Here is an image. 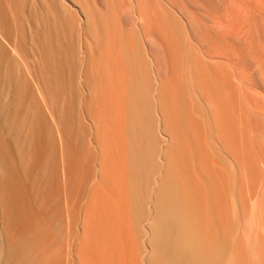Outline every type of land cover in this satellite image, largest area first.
I'll list each match as a JSON object with an SVG mask.
<instances>
[{
    "label": "rangeland",
    "instance_id": "rangeland-1",
    "mask_svg": "<svg viewBox=\"0 0 264 264\" xmlns=\"http://www.w3.org/2000/svg\"><path fill=\"white\" fill-rule=\"evenodd\" d=\"M0 32L9 44L0 43V76L12 71L19 102L36 106L46 148L43 170L25 183L22 211L12 212L15 200L4 198L2 263L143 264L144 239L107 201L126 188L131 57L158 100L160 155L175 172L185 207L207 236L225 244L220 264H264V0H0ZM56 44L67 49L57 66L67 102L49 104L62 115L60 127L27 77L52 71L48 54ZM6 115L0 167L21 171L26 145L8 132ZM0 178L4 184L8 177ZM36 215L51 223L52 239L17 262L15 241Z\"/></svg>",
    "mask_w": 264,
    "mask_h": 264
},
{
    "label": "bare ground",
    "instance_id": "bare-ground-1",
    "mask_svg": "<svg viewBox=\"0 0 264 264\" xmlns=\"http://www.w3.org/2000/svg\"><path fill=\"white\" fill-rule=\"evenodd\" d=\"M12 10H14L13 7ZM1 32H0V43H2L7 47V45H9L7 44L8 41L5 42ZM12 51L14 52V54H16V52L13 49ZM66 54H67L66 47L63 45L56 44L55 47H52V49L48 54L50 63L53 66L52 71L47 73L45 77H43L42 79L36 73L32 71H29L30 73L28 72V76H27L28 81L31 78V81L36 88L38 96L46 105L45 107L49 108V104H54L55 106H57L56 104L60 105V103L65 102L67 99V94H66L67 92L65 93L64 87L61 83V76L57 67L59 64L60 56L61 55L66 56ZM128 59H129L128 62H129L130 74L127 85V94H126L127 95V103H126L127 126L124 132V142L126 145L125 158L127 165H126V170L123 172L125 173L126 176L124 177L123 173H121L122 178L125 179L126 188L125 190H121L122 195H116L114 198L107 199L109 206L114 212L115 211L119 212L120 216L118 217V221L120 218L121 220L120 223L124 222V226L125 225L128 226V229L130 231H133L136 235H139L144 239L143 249L147 250L148 248L149 252L147 250L146 253H144L143 259L141 261L143 264H220L223 260L225 253V244L219 243L216 240L211 239L209 236H207V234L203 230H201L199 225L193 220L192 216L188 211V208L185 207L184 204L185 202L182 196V191L180 189V186L178 183L174 181L175 180L173 176L174 171L170 166L168 159L165 158V155L163 154L160 155L161 152L160 141H159L160 137L157 128V117L160 116H158L159 113L157 114L158 105L156 106V102L158 100L156 99V97L152 96L155 94L154 93L152 94L150 90V86L146 82L145 76L141 73L140 71L141 69H139V66L136 64V60L131 57ZM82 60L83 63L81 64L85 65L82 68L83 73H81V75L83 74L82 77L84 79L83 80L84 82L83 81L82 82L84 83L85 87H87L89 86L91 81L88 70V59L87 58L85 59L84 57ZM23 65H25V63H23ZM14 77L15 76L12 71L3 72L2 75L0 76V122H2L3 116L6 113H8V115H6L7 116L6 124L8 125L7 127L8 132H10V134L13 135L16 134V136L21 134L22 141L24 140L23 143L26 145L25 150L19 157L21 162H25V163H23L21 171L18 168H13V169L10 168L9 170L7 169V167H4L2 165L0 167V175L1 176L7 175L8 177L6 178L4 184H2L3 180H0V217L1 218L3 217L4 214L1 208L3 206L4 198L6 196H9L15 200V204L12 208V212L18 213L22 211L21 200L22 198H24V195L26 194V190H27L25 183H28L35 173L38 174L43 170V161L46 158L45 155L46 148L44 141L45 136L43 131L41 132V130L39 129V122H40L39 111H37L34 103H31L27 107L26 106L23 107L22 104L19 102L17 96L19 91L15 88V85L13 83ZM84 85L82 84V87ZM27 89L29 90V87ZM20 91L24 96L26 93L25 89L20 88ZM4 96L6 97V104L4 102V98H5ZM83 98L84 97H82V99ZM48 108L46 110H48ZM54 109L52 110L49 108V112H50L49 115L53 123L60 127V125H62V119H61L62 115L59 114L60 113L59 110L56 113ZM83 120H86V118L85 119L83 118ZM92 126L93 125H91V127ZM166 142H168V140ZM62 158L64 157L62 156ZM73 162H74V156L73 154H71L68 156L66 162L64 163L65 167L67 166L66 168H70ZM160 162H162V164H160ZM162 165L163 167H161ZM160 167L164 169L163 171L161 170L162 173L160 176H157L158 178L156 180L155 174ZM153 185H155L156 188H154L155 189V195H153L154 198L151 199L150 192ZM123 195H125V197H122ZM118 221L115 219L114 223L113 224L111 223V225H113V228L115 226V222L117 225L120 224ZM145 221H147V224L145 223V226H143ZM120 228L126 231L125 228L127 227L124 228L120 227ZM2 229L3 230L6 229L4 224L2 226ZM121 229L117 228V230H121ZM24 230L25 231L23 232V234L20 237H18V239L15 241L14 257L17 262H20L28 258L29 256H31V254L36 248L43 246L45 243L49 242L52 239L51 237L52 225L48 220H45L44 217H41V215H36L32 218L30 217L29 222ZM134 233L133 236L131 237H134ZM113 234L115 236V233ZM67 237H69V234ZM112 238L113 237H111V239ZM68 239L70 240V237ZM124 247L126 248V246ZM127 248L129 249V251L131 250L130 247ZM128 249L126 250L124 249L126 253ZM125 251L122 253L123 256ZM5 253H6V239L4 236H2L1 248H0V264H4L2 263V257H4ZM126 253L125 255H127ZM132 253H135L134 249ZM127 257L128 255L125 258ZM132 258L129 257L130 260ZM129 259L127 258L126 260ZM138 259H140L139 256ZM122 261H124V259ZM136 261H137V255H136ZM75 262H76L75 264H78L77 261ZM126 262L129 263L128 261Z\"/></svg>",
    "mask_w": 264,
    "mask_h": 264
}]
</instances>
